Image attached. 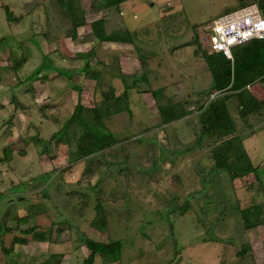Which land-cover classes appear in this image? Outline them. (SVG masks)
<instances>
[{
    "label": "rangeland",
    "instance_id": "374dc122",
    "mask_svg": "<svg viewBox=\"0 0 264 264\" xmlns=\"http://www.w3.org/2000/svg\"><path fill=\"white\" fill-rule=\"evenodd\" d=\"M16 1L0 0V264L55 254L50 264H83L84 238L120 242L113 264H264V107L239 118L236 95L211 91L204 60L213 54L205 27L241 0H129L110 10L104 0ZM246 2L264 13V0ZM98 20L132 44L98 41ZM254 88L263 98L264 82ZM212 100L232 120L225 135L201 132L199 110ZM77 104L113 135L110 148L81 154L93 140L69 122ZM168 104L190 117L163 124ZM221 145L227 165L247 155L257 171L221 169ZM252 208L246 217L260 225L248 229Z\"/></svg>",
    "mask_w": 264,
    "mask_h": 264
},
{
    "label": "trees",
    "instance_id": "16d2710c",
    "mask_svg": "<svg viewBox=\"0 0 264 264\" xmlns=\"http://www.w3.org/2000/svg\"><path fill=\"white\" fill-rule=\"evenodd\" d=\"M127 1L129 0H104V5L101 8L108 10L112 8H118L121 4ZM240 3H243L244 7L253 4L252 2H246V0H241ZM71 15L72 17H74L73 26L77 27L78 25L82 24L77 20L76 16L73 13ZM91 30L94 36L100 42L132 44V40L128 32L112 33L110 35L106 34L103 29L102 20L93 22L91 24ZM204 60L207 63L208 69L212 76V92H219L222 94L228 92L232 95H236V98L238 100V108L240 114L239 116L242 119H246V116L250 115L251 113H257L260 111L264 104L261 101H258L252 95V93L249 92L248 86L252 85L256 81H264V41H253L251 43H248L243 48H234L232 51V59L227 58L222 53H213L211 55L204 54ZM120 100L121 97L117 98L116 101ZM209 104V110L206 109L203 111V113L202 110L204 109V107H201L199 110L201 115L200 123L202 124V134H209L213 130H217L218 132L221 128L225 127L224 121H227V123L230 124L233 130L234 128L232 126V120H230V116L227 111L223 107L221 108V111H217L218 101L212 100L211 102H209ZM82 110L83 107L80 104H77L69 120V122H73L81 128L83 139L93 140L92 143L90 142V147L86 148L85 150L81 149V154L86 157L99 153L104 149L110 148L115 143L113 135L110 132L101 134V132L96 129V124L91 125V123H87L81 115ZM98 111L100 112V110ZM98 111H95V113L98 114ZM109 111L110 106L106 107L103 115L108 116V114L110 113ZM187 113L188 112L186 110L182 111L173 104H168V106L160 110L163 124H169L171 122L177 121L187 115ZM219 135H225V133H219ZM200 140L201 138H199L198 141L201 142ZM229 144H231V141L228 142L227 145ZM226 146L221 145L216 148V154L221 169L229 171L230 174L235 178L245 177L248 174L257 171V169L253 167L250 159L247 157L245 152L244 154L246 156L241 159V162L239 164L227 165L225 162L227 149ZM241 148L243 149L242 146ZM257 210V208L245 210L244 215L246 217V214L251 211L255 212L256 215ZM253 219L251 221L248 220L247 217L246 219H244L246 228L251 229L260 225L259 220L256 216ZM18 221L24 220L22 219ZM21 232L23 235L27 236L29 234H32L34 230L32 228H27L21 230ZM14 244H24V239L15 237L13 239V245ZM83 246L90 252L89 256L84 260L83 264H93L96 256H100L101 258H103L105 263H115L120 260L122 250V245L120 242L101 243L93 241L89 238H84ZM6 253H10V251H6ZM243 253L244 252H242L241 254ZM57 257L58 256L56 255H50L49 258H47V260H45L42 264H50L49 262L53 261Z\"/></svg>",
    "mask_w": 264,
    "mask_h": 264
},
{
    "label": "built area",
    "instance_id": "2783aa9c",
    "mask_svg": "<svg viewBox=\"0 0 264 264\" xmlns=\"http://www.w3.org/2000/svg\"><path fill=\"white\" fill-rule=\"evenodd\" d=\"M205 29L210 52L230 59L232 49L255 40L264 41V14L253 3L219 16Z\"/></svg>",
    "mask_w": 264,
    "mask_h": 264
},
{
    "label": "crops",
    "instance_id": "0c3cea01",
    "mask_svg": "<svg viewBox=\"0 0 264 264\" xmlns=\"http://www.w3.org/2000/svg\"><path fill=\"white\" fill-rule=\"evenodd\" d=\"M19 2H20V0L18 1H16L15 2V4H19ZM43 3H45V1L43 2ZM261 8V7H260ZM255 41H258V40H255ZM253 42V41H252ZM249 43H251V42H249ZM121 44H124V43H121ZM246 45V44H245ZM240 47V46H239ZM259 82H261V81H256L255 83H253L252 85H250V86H248V90L252 93V95L258 100V101H261L263 104H264V97L262 98V97H258L257 95H256V93L254 92V90H255V88L254 87H256L257 85H259ZM262 82H264V81H262ZM189 98H191V96H189ZM14 100H12V103H14L13 102ZM34 102H36L35 100H33L32 98L31 99H29L28 101H26V104H27V106L26 107H29L32 111H35V109H33L32 107H31V105H33V106H35V104H34ZM263 107H264V105H263ZM252 117L253 116H258V115H260V114H258V112L257 113H251L250 114ZM249 115V116H250ZM22 116V115H21ZM188 117H190V115H189V113H187V115H185L184 117H182L181 119H179V120H177V121H174V122H172V124L173 123H176V122H180L181 120H185V119H187ZM184 118V119H183ZM239 118H241L240 116H239ZM251 118V117H250ZM242 119V118H241ZM245 119V118H244ZM243 119V120H244ZM190 119H188V120H186V121H189ZM234 121V120H233ZM234 123H236L235 121H234ZM244 147V146H243ZM245 150V149H244ZM31 166H33V163H31ZM253 167H254V165H253ZM257 169V168H256ZM46 245V244H45ZM49 245V244H48ZM84 247V246H83ZM56 255V254H55ZM56 256H58L56 259H58V258H61L62 257V254H58V255H56ZM98 257H100V256H98ZM63 258H64V255H63ZM69 260H70V258H68ZM96 259V258H95ZM63 262L66 264V260H63ZM68 262V261H67ZM30 264H33V262H31ZM108 264H113V263H108Z\"/></svg>",
    "mask_w": 264,
    "mask_h": 264
},
{
    "label": "water",
    "instance_id": "95a60500",
    "mask_svg": "<svg viewBox=\"0 0 264 264\" xmlns=\"http://www.w3.org/2000/svg\"><path fill=\"white\" fill-rule=\"evenodd\" d=\"M180 258L177 260V262H179Z\"/></svg>",
    "mask_w": 264,
    "mask_h": 264
}]
</instances>
